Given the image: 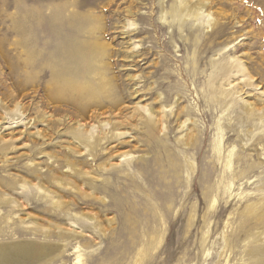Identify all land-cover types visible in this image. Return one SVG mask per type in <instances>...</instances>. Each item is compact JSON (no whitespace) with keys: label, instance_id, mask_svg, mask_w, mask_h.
<instances>
[{"label":"rangeland","instance_id":"1","mask_svg":"<svg viewBox=\"0 0 264 264\" xmlns=\"http://www.w3.org/2000/svg\"><path fill=\"white\" fill-rule=\"evenodd\" d=\"M180 1L0 0V264H264V0ZM47 40L68 101L25 65Z\"/></svg>","mask_w":264,"mask_h":264},{"label":"bare ground","instance_id":"2","mask_svg":"<svg viewBox=\"0 0 264 264\" xmlns=\"http://www.w3.org/2000/svg\"><path fill=\"white\" fill-rule=\"evenodd\" d=\"M181 2V11L182 10H185V9H183V8H185L187 5H186V2L185 1H183V0H181L180 1ZM201 4V3H200ZM199 3H198V5H200ZM204 5V4H203ZM203 5H200V6H198V10H200L201 9V7L203 6ZM197 10V11H198ZM196 11V9H195V7H194V9L193 10H191V14L193 15L192 17H194V18H197V16H198V12ZM209 27V26H208ZM38 28V27H37ZM39 30V29H38ZM18 32V31H17ZM38 32V31H37ZM29 33V32H28ZM26 34V33H25ZM38 34V33H37ZM41 34V33H40ZM43 35V34H42ZM31 36V35H30ZM45 36V35H44ZM28 37H29V35H28ZM47 38V37H46ZM21 39V38H20ZM23 41V40H22ZM21 41V43H23ZM45 41V40H44ZM1 42V41H0ZM32 44V43H31ZM2 45V44H1ZM22 46H24L23 44H22ZM16 48V47H15ZM14 48V49H15ZM24 48H26V49H24V51H25V53H26V58H25V65L26 66H28V67H31L32 66V64H33V58H34V55L36 54L37 56H39V60H38V67H40V64H42L43 63V65H42V67H41V71L40 72H43L42 73V76L40 77V83H43V82H45V84H44V87L46 88V89H48V96H49V98L50 99H54V100H57V101H68V95L67 96H65L66 95V93H65V88H66V86L68 85V84H71L70 86V88H72L73 90H75V91H77V90H79V89H81L82 87L81 86H79V83H76V81H77V79H76V77L74 76V75H72V74H69L68 72H67V70L65 69V68H63V64H61V63H58L59 62V60L57 59V58H59L60 59V57L59 56H57L56 55V53H55V51L57 50V47L56 46H53V45H49L48 44V40H47V43H44V44H42V45H40L39 46V48H36V49H33L31 46H24ZM35 48V47H34ZM13 49V48H12ZM17 49V48H16ZM53 49L55 50L54 51V53H48L49 51H53ZM1 50V49H0ZM17 51V50H16ZM46 51V52H45ZM16 53V52H15ZM14 54V53H13ZM16 55V54H15ZM23 55V54H22ZM14 57V56H13ZM57 57V58H56ZM42 58V59H41ZM70 57H68V56H65L64 57V59H65V61L67 62L68 61V59H69ZM40 59L42 60V61H40ZM71 59V58H70ZM15 62V61H14ZM42 62V63H41ZM235 62H238V60L236 59L235 60ZM23 65V64H22ZM13 67V66H12ZM18 67V66H17ZM20 68V67H19ZM45 68H48V70H49V73L47 72V71H45ZM38 69V68H37ZM12 71V70H11ZM33 71V70H32ZM44 72H47L48 74H46V73H44ZM68 75L67 77H65V76H63V75ZM49 76V78L48 79H45V77L46 76ZM26 79H28V80H30L32 83L33 82H35L34 80L35 79H33L32 78V80H31V77H27ZM253 83V82H252ZM78 84V85H77ZM82 85V84H81ZM43 87V88H44ZM67 88H69V87H67ZM69 88V89H70ZM88 88V87H87ZM95 88V87H94ZM245 88V87H244ZM89 89V88H88ZM251 89V88H250ZM261 89V87H259V86H255L252 90H260ZM95 90H97V89H95ZM79 92V91H78ZM101 92V91H100ZM81 93V92H80ZM79 93V94H80ZM241 93V92H240ZM94 95V96H93ZM247 95V94H246ZM259 95H260V97H261V99H260V102L262 103V107L261 108H254V106L253 105H255V102H251V101H249V100H243L242 98H240V100H242L243 101V104L244 105H248V108L250 109V111H251V113H250V115H252L253 113L254 114H256L257 113V111H261V113H263L264 114V90H261L260 91V93H259ZM79 97H76L77 99H78V101L77 100H74V102L75 103H72V105H78V106H81L82 107V109L83 110H85L86 108H88L90 105H104V101H103V99H100L99 97H100V95H99V93L98 92H94V91H92L91 93H85L84 95L82 94H80V95H78ZM257 96V95H256ZM49 99V100H50ZM61 102V103H62ZM114 103V102H113ZM113 103H109V104H113ZM70 104V103H69ZM80 104V105H79ZM256 104H258V103H256ZM23 104L22 103H20V102H16L15 104H14V107L12 108V109H8V111L7 110H4L3 111V113H4V115L1 117L2 119H1V121H7L8 119L10 120L9 121V124L10 125H12V127H15V125L13 126V124L15 123V124H18V125H22V121H23V118L22 119H19L18 121H14V117H12V116H14L16 113H17V111H18V109L22 106ZM137 107H138V109L140 110V109H143V112L144 111H147V109H146V106H138L137 105ZM256 107V106H255ZM22 108V107H21ZM150 112H153L152 110H150ZM19 113H20V110H19ZM18 113V114H19ZM154 113V112H153ZM152 115V113H150V116ZM154 115V114H153ZM30 121V120H29ZM29 121L27 122V123H29ZM4 123H6V122H4ZM3 123V124H4ZM109 122L108 121H102V120H100V119H97V120H95V122L94 123H91V124H89V127H86L85 125H83L82 123H80L79 125H78V127H77V130H78V132H81V131H84L85 130V132L87 131V132H89L90 133V137H92L93 136V134L96 132V131H100V132H103L104 130H106L107 129V124H108ZM2 124V123H1ZM6 127V126H5ZM2 128V127H1ZM97 128L99 129V130H97ZM35 133H37V134H40L39 133V131L38 130H36V132ZM118 134H121V133H118ZM103 136H101V138H102ZM86 140L87 141H89V138H86ZM65 162H64V164L65 165H67L69 162H68V157H65V160H64ZM70 164V163H69ZM71 164H72V162H71ZM70 164V165H71ZM30 186H32V185H29V187ZM40 190H42L43 191V193H42V195H41V198L42 197H44V196H46L47 194V191L49 192V190H44L43 189V187H40V186H37L36 187V192L37 193H40ZM22 193V192H21ZM45 193V194H44ZM47 196H49V195H47ZM50 197V196H49ZM11 202H14L15 203V205L16 206H18V202L16 201V200H11ZM19 205H21V204H19ZM71 235H73V236H75V235H77V234H80V232H78V231H76V230H73V232L72 233H70ZM13 245V244H12ZM44 245V244H43ZM76 247V246H75ZM12 248V247H11ZM5 249V248H4ZM9 249V248H8ZM3 250V249H2ZM42 246H40V245H38V244H35V243H32V242H26V243H20V244H18V245H16L15 247H14V251H15V253H19V254H21V255H23V256H26V257H31V258H35V257H39L41 254H42ZM46 250V249H45ZM18 254V255H19ZM0 255L1 256H5V255H7L6 254V252L5 251H0ZM4 261V260H3ZM7 261V260H6ZM79 261V260H78Z\"/></svg>","mask_w":264,"mask_h":264}]
</instances>
